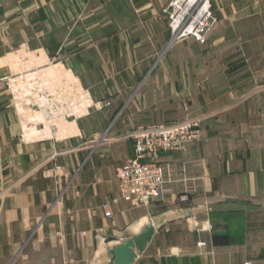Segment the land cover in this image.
I'll return each mask as SVG.
<instances>
[{"label":"crops","instance_id":"obj_1","mask_svg":"<svg viewBox=\"0 0 264 264\" xmlns=\"http://www.w3.org/2000/svg\"><path fill=\"white\" fill-rule=\"evenodd\" d=\"M15 1L0 0V210H20L21 225L33 230L14 257L37 244L38 264H112L105 239L148 217L155 233L134 264H264V0H211L215 23L206 42L185 39L177 57L151 63L149 113L146 102L135 103L133 117L115 120L123 106L114 104L77 118L71 126L80 136L64 139L36 137L40 122L29 118L37 112L19 118L12 106L9 18L22 10L10 7ZM61 2L42 6L41 16ZM190 118L201 119V137L160 154L162 197L121 199L116 170L134 154L130 132ZM186 209L200 212L184 217Z\"/></svg>","mask_w":264,"mask_h":264},{"label":"rangeland","instance_id":"obj_2","mask_svg":"<svg viewBox=\"0 0 264 264\" xmlns=\"http://www.w3.org/2000/svg\"><path fill=\"white\" fill-rule=\"evenodd\" d=\"M170 1L62 0L61 3H54L56 7L59 6L55 12L52 10L45 16H41V8L45 6L47 10L51 0L10 2L12 3L10 7L15 5L13 9L21 8V15L25 14L22 17L18 15L9 18V96L17 116L20 118L22 112L31 109L22 108V101L17 100L11 92L10 82L18 77L19 72L27 75L36 72L38 57L46 60V67H51L52 74L53 70L59 73L65 89L68 90L70 86V77L77 79L78 121L93 111H100L114 104L123 106L115 120L119 116L121 120L133 117L135 103L142 102L144 107L146 102L147 107L143 112L149 113L151 63L156 58L160 63L165 57H177L181 49L176 45L191 38L171 42L170 22L165 12ZM210 7L213 14L211 0ZM212 27L203 43L206 42ZM167 42L168 46L164 48ZM146 72L147 75L140 82L141 76ZM164 101L165 99L161 100L158 113L164 112ZM67 106L68 101L62 99V110L66 111ZM36 112L35 116L29 118L30 121L43 122V115ZM65 118L67 117L62 115L61 119L56 120L60 129L55 134L49 128H45L41 133L33 135L64 139L77 133L79 137V125L77 124V127L72 125L69 128L65 126L67 125ZM93 119L95 125H92V129L99 130L100 119L95 115ZM40 126L37 125L36 128L39 130ZM21 132L20 129V139ZM57 172L63 175L62 170L58 169ZM10 182L11 177L9 184ZM11 196L9 191L7 197L10 200ZM6 214L9 227L5 226ZM112 216L111 211V215L106 217ZM11 219H14L12 225ZM32 228L31 225L28 231L21 225L20 210L13 209L8 212L0 210V264H38L37 244L32 245L36 251L31 255L21 249L14 257L25 236L32 232ZM58 234L60 237V233ZM94 251L93 249L88 254ZM87 264H96L95 259L88 261Z\"/></svg>","mask_w":264,"mask_h":264},{"label":"built area","instance_id":"obj_3","mask_svg":"<svg viewBox=\"0 0 264 264\" xmlns=\"http://www.w3.org/2000/svg\"><path fill=\"white\" fill-rule=\"evenodd\" d=\"M165 12L170 22L171 42L191 37L203 43L207 32L215 23L210 0H171ZM37 61L36 72L33 71L30 75L19 72L20 75L11 80V92L17 100L22 101V108L27 107L33 111L36 109L43 115V122L39 123L41 126L34 133H41L49 128L55 134L60 129L56 120L61 119L62 115L67 117L65 126L69 128L78 118L77 79L70 77L67 90L58 76L59 73L53 70L52 74L51 67H46L47 62L43 57H38ZM64 98L68 101L66 111L62 110ZM201 124V119L190 118L135 127L129 134L133 141L134 154L116 170L120 198L147 204L151 199L162 197L165 190V170L159 163L160 154L181 150L188 142L199 140ZM179 200L187 201L188 196L180 195ZM101 207L105 216L111 215L106 203Z\"/></svg>","mask_w":264,"mask_h":264},{"label":"water","instance_id":"obj_4","mask_svg":"<svg viewBox=\"0 0 264 264\" xmlns=\"http://www.w3.org/2000/svg\"><path fill=\"white\" fill-rule=\"evenodd\" d=\"M200 212V209L183 210V216L189 217ZM155 233V228L148 217H142L135 224L116 235L109 236L106 242H112L108 254L113 255L112 264H134L137 253L143 252Z\"/></svg>","mask_w":264,"mask_h":264}]
</instances>
